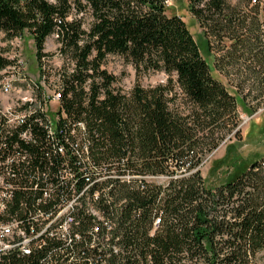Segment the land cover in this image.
Instances as JSON below:
<instances>
[{"label": "trees", "instance_id": "16d2710c", "mask_svg": "<svg viewBox=\"0 0 264 264\" xmlns=\"http://www.w3.org/2000/svg\"><path fill=\"white\" fill-rule=\"evenodd\" d=\"M168 1L0 0L5 39L27 32L41 63L56 35L71 65L59 76L55 135L32 117L19 129L0 122V173L14 184L0 221L37 236L40 214L84 189L99 192L93 205L104 218L77 208L79 239L42 233L28 253H0V264L256 262L264 249V150L215 185L201 164L239 126V106L264 107V0H187L228 86L181 16L167 14ZM109 55L133 65L129 90L103 66ZM10 63L0 55V69ZM151 71L166 81L141 85ZM25 126L31 141L18 137ZM10 155L17 161L5 164Z\"/></svg>", "mask_w": 264, "mask_h": 264}, {"label": "rangeland", "instance_id": "374dc122", "mask_svg": "<svg viewBox=\"0 0 264 264\" xmlns=\"http://www.w3.org/2000/svg\"><path fill=\"white\" fill-rule=\"evenodd\" d=\"M236 3L237 0H232ZM260 5H263L261 2ZM167 14H177L181 16L183 21L189 27L193 37L196 39L203 55L212 67L211 57L206 53L204 48L202 31L196 22L195 18L188 10L187 0H170L167 2ZM44 52L47 58L42 59L41 63L37 61L35 56V47L31 36L25 32L22 36L14 37L12 39H5L0 32V55L11 59H21L23 65L15 69L12 66L8 69L12 73L19 74L29 80L45 82L46 90L51 93L57 83H59V76L63 70L70 68L68 59L63 58L58 53V42L52 35L49 36L45 42ZM42 65V66H40ZM109 72L116 75L118 78L117 85L124 90H129L136 81L135 69L131 63L126 62L120 55H109L103 65ZM40 70H44L45 75L40 76ZM213 75L217 76L223 83L228 86L227 81L218 74L212 67ZM5 74L0 71V107L4 104L15 101L12 94H4L1 91V82ZM166 74L162 71H151L141 75L137 81L145 87L153 86L158 83L166 81ZM231 91L232 88H229ZM12 101V102H13ZM56 110V104L50 103L48 112L53 117ZM240 123L237 129L226 136L221 141L219 146L206 156L201 164V172L209 185H215L222 182L228 175L237 171L242 166H245L249 158L253 155L263 152L264 150V107H259L252 113L246 112L239 106ZM254 264H264V249L257 255Z\"/></svg>", "mask_w": 264, "mask_h": 264}, {"label": "built area", "instance_id": "2783aa9c", "mask_svg": "<svg viewBox=\"0 0 264 264\" xmlns=\"http://www.w3.org/2000/svg\"><path fill=\"white\" fill-rule=\"evenodd\" d=\"M53 36L56 37V35ZM17 59L19 58H15L13 62L9 59L11 63L5 68L0 69L5 74L1 82V91L4 94H12L15 98V101L11 100L10 103L0 107V122L3 121V126L8 129H19L23 123H27L28 118L32 117L40 127L46 128L48 133L55 135L59 131L58 113L61 86L57 83L55 89L51 93H48L46 87H43L46 86L43 81L29 80L25 74L24 76L20 75L19 71L17 74L6 75L10 74L8 69L12 66L15 65L14 68L16 69L17 65L19 67L23 65L21 59L18 60V63ZM52 102L56 104L53 117L48 112L49 104ZM30 128L29 126H25L24 129L19 130V139L31 141L32 133ZM18 146V142L13 144L14 148ZM15 160L17 161V157L10 155L5 158L4 163L10 164ZM65 175H69V173L64 172ZM6 178V176L0 173V213L4 212L6 207L5 201L11 199V191L14 189V184ZM72 193L73 195L70 199L57 203L54 211L40 214L44 224L38 232L39 235L48 233L50 237L69 242L70 235L73 232L72 226L74 223H77L75 221V210L77 208H82L84 213H87L91 217L94 216L98 221L104 220L103 213L93 205V201L99 197L98 191H95L93 196L86 189L79 193L73 190ZM73 235L77 239L80 238V235L76 232H73ZM37 236L31 237L26 234L24 230L18 227L16 220L8 222L0 221V253H5L15 247L28 253L31 241L35 240Z\"/></svg>", "mask_w": 264, "mask_h": 264}]
</instances>
